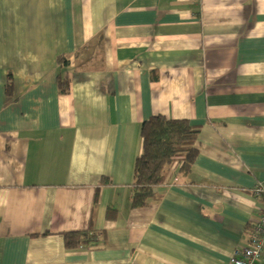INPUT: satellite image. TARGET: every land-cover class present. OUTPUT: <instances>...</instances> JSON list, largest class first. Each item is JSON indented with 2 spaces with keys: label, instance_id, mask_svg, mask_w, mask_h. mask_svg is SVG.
Masks as SVG:
<instances>
[{
  "label": "crops",
  "instance_id": "obj_1",
  "mask_svg": "<svg viewBox=\"0 0 264 264\" xmlns=\"http://www.w3.org/2000/svg\"><path fill=\"white\" fill-rule=\"evenodd\" d=\"M159 115L199 125V155L133 207ZM260 181L264 0H0V264H231Z\"/></svg>",
  "mask_w": 264,
  "mask_h": 264
},
{
  "label": "trees",
  "instance_id": "obj_2",
  "mask_svg": "<svg viewBox=\"0 0 264 264\" xmlns=\"http://www.w3.org/2000/svg\"><path fill=\"white\" fill-rule=\"evenodd\" d=\"M58 62L67 69L69 60L66 56L59 57ZM11 84L9 81V86ZM58 84L61 94L69 93L70 76L67 71H59ZM200 130L199 125H193L187 119H167L161 115L143 123L142 152L135 163L133 207H143L149 200L158 199L155 187L165 183L174 171L182 177L190 174L199 155L196 143ZM95 236L94 230L63 234L67 249L87 247L96 242Z\"/></svg>",
  "mask_w": 264,
  "mask_h": 264
},
{
  "label": "built area",
  "instance_id": "obj_3",
  "mask_svg": "<svg viewBox=\"0 0 264 264\" xmlns=\"http://www.w3.org/2000/svg\"><path fill=\"white\" fill-rule=\"evenodd\" d=\"M252 194L262 202L260 215L249 234L248 245L235 250L231 264H264V182H258Z\"/></svg>",
  "mask_w": 264,
  "mask_h": 264
}]
</instances>
